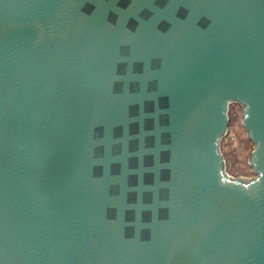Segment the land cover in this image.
Segmentation results:
<instances>
[{"label": "water", "instance_id": "water-1", "mask_svg": "<svg viewBox=\"0 0 264 264\" xmlns=\"http://www.w3.org/2000/svg\"><path fill=\"white\" fill-rule=\"evenodd\" d=\"M0 264H264V0H0Z\"/></svg>", "mask_w": 264, "mask_h": 264}, {"label": "rangeland", "instance_id": "rangeland-1", "mask_svg": "<svg viewBox=\"0 0 264 264\" xmlns=\"http://www.w3.org/2000/svg\"><path fill=\"white\" fill-rule=\"evenodd\" d=\"M227 134L220 141V152L224 160L226 174L236 180L250 181L255 178L250 166L254 144L248 139L243 128V108L236 103L229 108Z\"/></svg>", "mask_w": 264, "mask_h": 264}]
</instances>
